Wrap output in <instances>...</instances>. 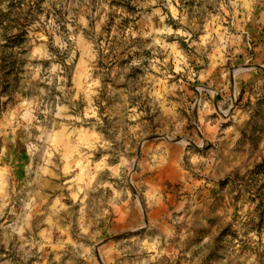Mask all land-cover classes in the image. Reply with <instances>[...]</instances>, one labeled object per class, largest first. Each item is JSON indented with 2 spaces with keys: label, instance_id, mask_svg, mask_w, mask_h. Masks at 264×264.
Instances as JSON below:
<instances>
[{
  "label": "rangeland",
  "instance_id": "rangeland-1",
  "mask_svg": "<svg viewBox=\"0 0 264 264\" xmlns=\"http://www.w3.org/2000/svg\"><path fill=\"white\" fill-rule=\"evenodd\" d=\"M0 264H264V0H0Z\"/></svg>",
  "mask_w": 264,
  "mask_h": 264
}]
</instances>
